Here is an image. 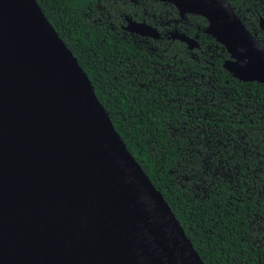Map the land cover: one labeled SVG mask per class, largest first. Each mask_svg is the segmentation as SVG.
Returning a JSON list of instances; mask_svg holds the SVG:
<instances>
[{"label": "water", "instance_id": "obj_1", "mask_svg": "<svg viewBox=\"0 0 264 264\" xmlns=\"http://www.w3.org/2000/svg\"><path fill=\"white\" fill-rule=\"evenodd\" d=\"M158 1L205 21L230 77L264 84L226 0ZM0 264H203L35 0H0Z\"/></svg>", "mask_w": 264, "mask_h": 264}, {"label": "trees", "instance_id": "obj_2", "mask_svg": "<svg viewBox=\"0 0 264 264\" xmlns=\"http://www.w3.org/2000/svg\"><path fill=\"white\" fill-rule=\"evenodd\" d=\"M35 1L202 263L264 264L246 228L264 207V84L230 77L211 39L198 61L180 43L174 60H131L134 46L101 41L83 19L89 0Z\"/></svg>", "mask_w": 264, "mask_h": 264}, {"label": "flooded vegetation", "instance_id": "obj_3", "mask_svg": "<svg viewBox=\"0 0 264 264\" xmlns=\"http://www.w3.org/2000/svg\"><path fill=\"white\" fill-rule=\"evenodd\" d=\"M236 17L240 20L249 34L264 48V0H226ZM82 17L91 27L101 30L100 40L108 37L117 45L134 46L130 54L144 61V55L176 58V47L180 43L187 57L198 61L210 56L215 50L204 39H210L203 33L206 24L200 25L201 20L194 15L180 16L177 8L167 2L158 0H89L82 8ZM201 18V17H199ZM202 19V18H201ZM203 23L205 21L202 19ZM137 31V32H135ZM185 36L194 40L195 45L188 48L176 36ZM212 40V39H211ZM217 49V46H214ZM222 49V48H220ZM223 50V49H222ZM138 51V52H136ZM127 48L116 52V57L125 56L123 61L129 62ZM227 59V58H226ZM223 63V62H222ZM128 66H124L126 69ZM147 67V66H146ZM162 69L160 68V71ZM260 215L249 216L246 228L249 233V243L259 248L264 246V207ZM264 249V248H263Z\"/></svg>", "mask_w": 264, "mask_h": 264}, {"label": "bare ground", "instance_id": "obj_4", "mask_svg": "<svg viewBox=\"0 0 264 264\" xmlns=\"http://www.w3.org/2000/svg\"><path fill=\"white\" fill-rule=\"evenodd\" d=\"M21 103H23V102H21L20 100L18 101V104H21Z\"/></svg>", "mask_w": 264, "mask_h": 264}, {"label": "rangeland", "instance_id": "obj_5", "mask_svg": "<svg viewBox=\"0 0 264 264\" xmlns=\"http://www.w3.org/2000/svg\"><path fill=\"white\" fill-rule=\"evenodd\" d=\"M209 56V55H208ZM199 178V177H198Z\"/></svg>", "mask_w": 264, "mask_h": 264}]
</instances>
